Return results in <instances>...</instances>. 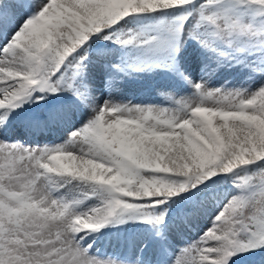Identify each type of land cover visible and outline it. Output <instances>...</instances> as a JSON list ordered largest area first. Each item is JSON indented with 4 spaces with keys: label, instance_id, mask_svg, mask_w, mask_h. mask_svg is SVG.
<instances>
[{
    "label": "snow or ice",
    "instance_id": "6c2138e0",
    "mask_svg": "<svg viewBox=\"0 0 264 264\" xmlns=\"http://www.w3.org/2000/svg\"><path fill=\"white\" fill-rule=\"evenodd\" d=\"M167 10L179 14L154 30L120 28L130 16ZM98 39L147 49L111 69L168 68L193 93L172 107L116 102L111 94L97 104L84 75L88 42ZM187 40L206 54L199 82L180 64ZM225 64L250 68L249 79L264 72V0H0V264H141L101 258L81 242L124 212H139L163 238L160 206L226 174H234L237 192L172 264H236L241 253L264 247V83L210 88V73ZM114 79L109 72V88ZM65 90L92 115L63 143L7 138L17 110ZM67 115L25 123L41 128ZM93 197L97 204L80 207Z\"/></svg>",
    "mask_w": 264,
    "mask_h": 264
},
{
    "label": "rangeland",
    "instance_id": "374dc122",
    "mask_svg": "<svg viewBox=\"0 0 264 264\" xmlns=\"http://www.w3.org/2000/svg\"><path fill=\"white\" fill-rule=\"evenodd\" d=\"M248 11L250 13L252 10L249 9ZM178 14L179 13L176 10H167L166 12L134 15L126 18L128 23L126 25L121 24L120 28L124 31H127V29L130 28L135 29L137 27H141L151 31L156 28L162 19L167 18V20H171L172 17ZM98 45L104 48L116 46L119 49L114 50L115 52L111 56H101L100 49H96ZM147 54V49L145 47L124 46L117 43L113 39H98L94 41L90 40L88 42V51L85 61V73L87 74L84 75V81L90 86V95L92 94V86L89 80V74H91V72H89V67L92 66L91 64L96 65V63L103 62L106 63V65H108L111 69V64L119 62L122 56L125 58V63L130 64L135 62L136 57H144ZM250 54L260 55V53ZM205 55L206 54L201 49L199 44L193 40H187L183 49L181 50L179 54L181 67L192 81H200L202 69L205 63ZM212 67H215V65L213 64ZM111 73L115 77L114 81L112 82V88L110 89V94L113 95L117 93V91H142L146 92L148 95L154 94L156 96L163 97L173 103V100L180 99L181 97H188L194 91L192 84L188 83L187 80L179 77L174 72L164 67L149 65L148 67L139 69L126 68L123 72L111 69ZM250 74V68L244 67L240 64H231L230 66L225 64L219 68H216L214 72L210 73L209 77L207 78L208 86L210 88L221 86H226L228 88H256L259 87L260 84L264 83V72H256L253 79H249ZM213 77L216 78L214 79ZM74 100H76V103H79L80 106H82L83 110L87 111L90 108L87 103L67 90L56 94H48L45 100L26 103L25 108H31L32 117H39L41 114V108L45 105L47 106V104L50 102L54 108V112H59L58 107H55L56 104H63L62 102H71ZM55 101L57 103H54ZM25 140L26 136L23 137V139H20V141L23 143ZM258 163L264 164V161ZM257 166L258 165H250L248 166V169L256 171L255 168ZM241 171L243 170H237V172ZM233 175L234 174H226L221 176V178L216 181L215 184L210 185L209 188L205 189L202 193H193L192 195L180 194L170 198L166 205L160 206L161 211L165 210L166 208L164 222L159 226L160 230H162L163 238L154 234V242L149 243L141 230H143L146 226H151L153 231L156 233L157 229L154 228L152 224L145 222L142 218H140L141 214L139 212L122 213L120 217L114 218L110 222H121L130 229L131 227L129 225H136L139 227L140 233L139 231L134 230L132 236L125 238L123 241L124 245L113 244V246H116V248L119 249V253L125 258H123V260L135 261L137 258H139L142 264H172V261L182 248L194 241H197L201 235H203L205 229L210 226L212 217L219 210V208L223 206L225 199L228 197V195L231 196L235 194L237 189L234 188L232 191L230 190L226 192V194L223 195V199L225 197L226 198L224 200L222 199V202L219 204H207L206 208L200 209L198 211L195 210V208H198L196 205L197 201H199V198L208 194L212 190H219L222 185L227 186L229 184L230 186H234ZM92 202V205L97 204V198L93 197ZM80 207L82 209L91 207L90 202H87ZM193 210L195 213L200 212L199 214L201 215L200 217L198 216L195 218L196 222L199 224L198 233L196 232L195 234H188V230L184 229L187 224L185 220L181 221L180 223H172L171 219L174 216L180 213L186 214ZM189 222L192 223L191 220H189ZM125 231L127 234L130 233L129 229H125ZM81 243L85 246L87 245L84 241ZM240 255L243 258L237 260L236 264H264V247L255 249L252 255H248L247 253H241Z\"/></svg>",
    "mask_w": 264,
    "mask_h": 264
},
{
    "label": "bare ground",
    "instance_id": "6f19581e",
    "mask_svg": "<svg viewBox=\"0 0 264 264\" xmlns=\"http://www.w3.org/2000/svg\"><path fill=\"white\" fill-rule=\"evenodd\" d=\"M96 49H100V52L101 51L107 52L108 55L111 56L115 52L114 50H117L119 48L116 46H110V47L104 48L98 45ZM91 65L92 66L89 67V70H90L89 72H91V74H89V80L92 86L91 96L95 98V101L97 104H103V102L109 98L110 89L112 88V87L109 88L107 86L108 73L111 72V69L109 68L108 65H106V63H103V62L96 63V65H93V64ZM111 96H112V99L116 102H129L130 101L131 103L138 104V105L139 104H144V105L152 104V105H158L161 107H172L173 106L172 102L166 100L163 97L156 96L154 94L148 95L146 92H142V91L140 92L133 91V90L132 91L128 90V92L117 91V93H115L114 95L111 94ZM57 107H58L59 112L62 111L63 109H68V115L66 118L61 117L60 119H57L56 121H47L44 124V126L41 128H31L25 123V118L32 117L31 116L32 112L30 108L26 109L24 105L23 111L17 110L19 115L13 119L12 124L7 129V138L11 140H20L22 139V136L25 135L26 136V140L24 141V143L26 142L25 144L40 145V146L61 144L68 138L69 134L73 130L79 128L81 124L84 123L86 120H88V118L92 115L91 108L85 111L83 110L82 106H80L79 103L72 102V101L69 103L60 104ZM40 112L41 114L39 118L41 120H46V118L49 117L51 113L54 112V108L51 106V104L49 105L48 103L47 106L45 105L44 107L41 108ZM234 188H235L234 186L232 185L230 186L229 184L227 186L222 185L219 190H212L208 194L203 195L202 197L199 198V201H197L196 206L198 208H195V210L199 211L200 209H204L207 207V204L208 205L219 204L220 202H222L221 200L224 197L223 195L226 194V192L230 190L232 191ZM70 191L79 193L80 189L73 188ZM92 199L93 198L85 200L82 205H84L87 202H90V206H93L91 204L93 203ZM199 213L198 212L195 213L194 210L186 214L180 213L174 216L171 219V221L172 223L173 222L180 223L181 221L185 220L187 224L184 229L188 230V234H195L196 232L198 233V228H199V224L198 222H196L195 218H197L198 216L199 217L201 216ZM189 220H191L192 223H190ZM129 226L131 227V229L125 226L121 222L112 221V222L107 223L105 226L100 228L98 231H90L88 235L84 237L83 241L86 242L87 245L91 244L92 247L90 251L95 255L101 256V258L106 259V258L112 257V258L123 260L124 257L119 253L120 252L119 249H117L116 246H113V244L114 245L115 244L124 245L123 241L125 240V238H129L130 236H132L134 233V230L139 231L138 226L136 225L135 226L129 225ZM125 229H129L130 233L127 234ZM141 231L144 233V236H146V239L149 243L154 242L153 236L155 232L153 231V228L151 226H146Z\"/></svg>",
    "mask_w": 264,
    "mask_h": 264
}]
</instances>
